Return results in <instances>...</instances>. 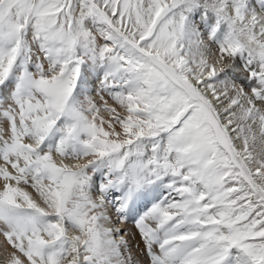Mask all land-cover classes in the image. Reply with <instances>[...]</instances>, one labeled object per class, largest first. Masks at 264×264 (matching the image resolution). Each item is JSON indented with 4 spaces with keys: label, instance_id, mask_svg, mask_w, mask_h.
Instances as JSON below:
<instances>
[{
    "label": "snow or ice",
    "instance_id": "obj_1",
    "mask_svg": "<svg viewBox=\"0 0 264 264\" xmlns=\"http://www.w3.org/2000/svg\"><path fill=\"white\" fill-rule=\"evenodd\" d=\"M0 264H264V0H0Z\"/></svg>",
    "mask_w": 264,
    "mask_h": 264
},
{
    "label": "bare ground",
    "instance_id": "obj_2",
    "mask_svg": "<svg viewBox=\"0 0 264 264\" xmlns=\"http://www.w3.org/2000/svg\"><path fill=\"white\" fill-rule=\"evenodd\" d=\"M125 227L129 228L133 233H136V231H134L133 228H130V227L128 226V224L125 225ZM136 234H137V233H136ZM135 239H136V240L139 239L137 235L135 236Z\"/></svg>",
    "mask_w": 264,
    "mask_h": 264
},
{
    "label": "rangeland",
    "instance_id": "obj_3",
    "mask_svg": "<svg viewBox=\"0 0 264 264\" xmlns=\"http://www.w3.org/2000/svg\"><path fill=\"white\" fill-rule=\"evenodd\" d=\"M128 226H129L130 228H133V229H134V231H136V229H135V226H134L133 224L129 223V224H128ZM136 235H137V236H138V238H139V235H138V233H137ZM136 241H139V239H137Z\"/></svg>",
    "mask_w": 264,
    "mask_h": 264
}]
</instances>
